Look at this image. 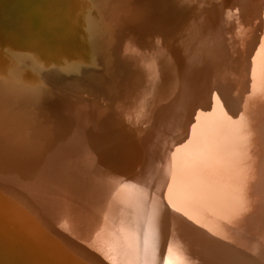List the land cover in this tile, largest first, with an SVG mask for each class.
Masks as SVG:
<instances>
[{
	"label": "bare ground",
	"instance_id": "obj_1",
	"mask_svg": "<svg viewBox=\"0 0 264 264\" xmlns=\"http://www.w3.org/2000/svg\"><path fill=\"white\" fill-rule=\"evenodd\" d=\"M131 1L0 0V264H264V15Z\"/></svg>",
	"mask_w": 264,
	"mask_h": 264
},
{
	"label": "rangeland",
	"instance_id": "obj_2",
	"mask_svg": "<svg viewBox=\"0 0 264 264\" xmlns=\"http://www.w3.org/2000/svg\"><path fill=\"white\" fill-rule=\"evenodd\" d=\"M139 1H141V0L131 1L130 4L134 6ZM225 3H226L227 8H229V9H225V11H230L229 15H228V18L229 19H234L235 21L239 20V19L242 20V17H241L242 16V14H241L242 10H240V6H239L240 3L238 2V0H227ZM247 3H248L247 5L249 6V8H252L253 10H255L256 14L258 13V14L264 15V0H248ZM260 7H262V8L259 9V11H258L257 8H260ZM246 19H248V20H246V21H248V23H247V26H248L250 19L249 18H246ZM149 22H150V25H148V26L145 25L144 23H140V22H130V23H128L127 28H129L130 30L135 32L136 28L139 27L137 29L140 31V33L137 36L140 39H146V38L148 39V38H150L152 36L157 37V36H160V35L169 36V34H172L167 28L162 27V26H160L159 24H157V23H155L153 21H150V19H149ZM194 23L197 26L199 25V23L197 21L193 22V24ZM249 32L251 33V31H248V35H249ZM256 32H257V35H258V37L256 36V43L258 41H260V42H258V44L255 45V47L257 48V50L259 52H261V51L264 52V29H262L261 31H259V29H258ZM191 33H193V32H191ZM199 34H200V28H199L198 32L196 33V35H199ZM236 38H237V41H239V37L237 36ZM252 61L249 60L248 65H250V67L256 66V69L252 70V74H251L250 79L253 78L255 80L257 78L256 81L260 83L261 80L259 79V77L262 76V66H258L259 64H257L254 59ZM251 87H252L251 84L246 82L245 83V88L246 89L243 91V94L247 90L251 89ZM248 95L249 96H253V97L255 96L253 91L252 92H248ZM255 104L257 106L260 103L258 101H256Z\"/></svg>",
	"mask_w": 264,
	"mask_h": 264
}]
</instances>
